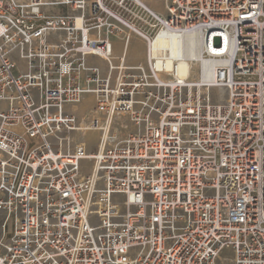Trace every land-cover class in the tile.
I'll list each match as a JSON object with an SVG mask.
<instances>
[{
	"label": "built area",
	"instance_id": "obj_1",
	"mask_svg": "<svg viewBox=\"0 0 264 264\" xmlns=\"http://www.w3.org/2000/svg\"><path fill=\"white\" fill-rule=\"evenodd\" d=\"M155 1L0 0V264H264V0ZM162 34L211 82L165 71Z\"/></svg>",
	"mask_w": 264,
	"mask_h": 264
},
{
	"label": "rangeland",
	"instance_id": "obj_2",
	"mask_svg": "<svg viewBox=\"0 0 264 264\" xmlns=\"http://www.w3.org/2000/svg\"><path fill=\"white\" fill-rule=\"evenodd\" d=\"M150 4L158 12L164 13V7H163L164 5L160 1L150 0ZM11 59L14 60L17 71L24 72L26 70L24 63L18 58L16 53H13L11 55ZM144 62H145V47L139 39H135L132 46L131 64L144 63ZM96 64H98L103 74H105L106 67L104 66V64L100 62H96ZM175 67L176 66L173 65L168 68L175 69ZM179 69L180 67L178 66L177 72L179 71ZM200 77H201V69L199 68L198 64H195L193 67L192 81L198 82ZM221 92H222L221 90L210 89L209 93H210L211 101L216 102L215 99L216 95H219ZM93 108H94V101L92 100L91 96L87 95L83 98L82 102L75 107V109H71L69 110V112L75 114L78 120L82 121V125L87 128L90 126L92 117L94 116L95 113ZM120 124L127 125L128 129L133 130V128L131 127L130 123L127 120L118 118L116 121V126L118 130L115 131L117 136L116 141H119V139H121L125 134V131L119 127ZM71 138L72 141L70 145L64 147L66 150H68L69 148L72 149L74 144L81 142L88 149V151L92 152L97 141V133L90 132V133H86V135L74 133L71 135ZM88 169H89V162L83 161L82 172L84 174H87Z\"/></svg>",
	"mask_w": 264,
	"mask_h": 264
},
{
	"label": "bare ground",
	"instance_id": "obj_3",
	"mask_svg": "<svg viewBox=\"0 0 264 264\" xmlns=\"http://www.w3.org/2000/svg\"><path fill=\"white\" fill-rule=\"evenodd\" d=\"M164 36L165 34H162L154 39L152 49L156 56L158 52L169 51V53L164 54L163 62L159 58V62L164 65L165 71L171 72L175 70L179 79H184L189 85L197 87L200 86V82H211L212 65L208 62H200L199 43L196 34H186L180 37L171 36L169 38ZM195 64H198L201 69L199 82L192 81L193 67ZM173 65L176 66L175 69L168 68ZM178 66L180 69L177 72Z\"/></svg>",
	"mask_w": 264,
	"mask_h": 264
},
{
	"label": "crops",
	"instance_id": "obj_4",
	"mask_svg": "<svg viewBox=\"0 0 264 264\" xmlns=\"http://www.w3.org/2000/svg\"><path fill=\"white\" fill-rule=\"evenodd\" d=\"M115 52L117 53V49L115 50ZM90 62L91 63H93V64H95V65H97L98 66V64H96V62H100V63H102L100 60H98V59H91L90 60ZM103 64V63H102ZM138 64V63H137ZM141 64H144V63H141ZM132 65H135V64H132ZM105 66V65H104ZM99 67V66H98ZM100 68V67H99ZM101 70V69H100ZM101 73H102V75H106V72H105V74H103V72L101 71ZM92 100H93V98H92ZM121 139H123V137L121 138Z\"/></svg>",
	"mask_w": 264,
	"mask_h": 264
}]
</instances>
